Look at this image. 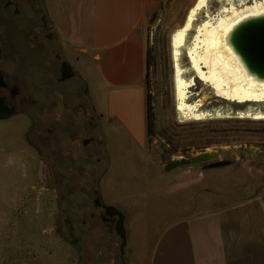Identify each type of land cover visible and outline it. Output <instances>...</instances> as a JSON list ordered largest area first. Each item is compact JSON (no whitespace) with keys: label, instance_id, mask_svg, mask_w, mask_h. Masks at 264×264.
<instances>
[{"label":"rangeland","instance_id":"374dc122","mask_svg":"<svg viewBox=\"0 0 264 264\" xmlns=\"http://www.w3.org/2000/svg\"><path fill=\"white\" fill-rule=\"evenodd\" d=\"M146 1L151 8L143 30L149 53L145 86L151 107L152 131L147 134L150 151L159 158L162 167L179 157L188 158L208 151H217L220 158L228 163L210 168L209 164L213 163L210 162L166 172L171 176L184 173L185 180L178 181L182 184L201 175H205L201 184L217 189H230L237 181L241 184L252 180L264 183V121L192 123L175 110L170 36L181 26L196 0ZM250 2L210 0L207 12L214 16L223 7L231 4L239 7ZM203 20L205 10L197 16L196 24ZM11 63L6 61L3 65L20 77L26 67ZM76 78L63 85L70 90L84 86L86 91L85 100L79 97L70 103L73 117L68 109L63 108L62 102H56L59 99L56 95L43 91L34 96L40 103L50 100L57 103L53 108L45 103L43 108H52L50 113L44 112L45 120L55 118H52L54 114L61 117L58 135L60 154L51 155L30 145L27 139L30 126L24 133L22 126L23 121L26 125H30V121L24 115H19L22 122L15 118L0 120V264H118L121 239L110 226L97 218L98 210L93 205L94 191L100 187L98 180L104 175L102 191L107 203L122 200L130 204L140 198L136 197L140 193L145 197L167 184V178L149 179L159 175L158 166H146L142 156L137 154L140 153L137 147L123 141V134H113L117 142L113 144V151L108 149L104 136V128L108 127L104 126L103 120L100 119L94 130L81 131L76 127L84 120L88 121L82 113L83 108L90 106L87 86L78 75ZM198 90L201 91V88L197 84L192 91ZM211 97L203 110L213 112L214 107H209L214 104ZM219 107L223 108V112L239 111L231 103L216 105V108ZM68 122H72L75 129L72 136L62 133V127ZM42 135L46 134L43 132ZM90 135L95 140L84 147L81 142ZM111 155L117 158V164L112 169ZM58 157L62 158L61 162ZM123 159L128 163L131 159V166H122ZM115 169H118L117 173L112 172ZM146 169L148 174L144 175ZM166 174L163 176L167 177ZM197 190L193 187V194ZM124 211L128 218L125 222L127 239L124 251L131 250L140 255L144 228L152 225L155 214L151 213L150 224L146 225L144 219L136 217L134 209L126 207ZM92 213L94 217H91Z\"/></svg>","mask_w":264,"mask_h":264},{"label":"crops","instance_id":"0c3cea01","mask_svg":"<svg viewBox=\"0 0 264 264\" xmlns=\"http://www.w3.org/2000/svg\"><path fill=\"white\" fill-rule=\"evenodd\" d=\"M42 4L62 58L85 83L91 106L108 127L104 128L108 149L117 142L113 134H123V141L137 147L146 166H158L159 175L149 179L167 178L166 185L145 197L140 193L130 204L107 203L104 175L98 180L101 200L124 215V228L126 207L146 225L155 214L152 225L144 228L141 254L124 251L125 263L264 264V183L237 181L228 190L217 189L201 184L205 181L201 175L182 184L178 181L185 180V174L167 175L149 149L143 35L151 13L147 1L42 0ZM12 118L23 120L19 115ZM24 122L23 133L30 126ZM123 160L122 166H131V159ZM110 161L112 169L117 158L111 155ZM193 187L198 188L196 194Z\"/></svg>","mask_w":264,"mask_h":264},{"label":"flooded vegetation","instance_id":"af4514ba","mask_svg":"<svg viewBox=\"0 0 264 264\" xmlns=\"http://www.w3.org/2000/svg\"><path fill=\"white\" fill-rule=\"evenodd\" d=\"M6 61H11L14 66L26 67L22 69V77L9 72L3 65ZM67 69L72 68L61 56L58 39L50 29L42 0H0V99L4 100V105L9 111L13 110L9 117L0 112V118L5 117L0 120L17 115L27 117L30 121L27 133L30 145L51 155L60 154L58 135L62 120L59 115L54 114L52 118H55L47 121L44 119V112L50 113V109L55 107L53 105L60 101L63 108L68 109L73 117L70 103L79 97L85 100L87 96L84 86L74 90L63 87L69 80H77L76 73L72 71L70 78L61 81L62 72ZM43 91L56 95L59 98L57 103L51 100L38 102L34 97L35 93ZM45 103L52 105V108L48 106L45 110ZM89 105L86 109L83 108L82 113V117L88 121L84 120L80 126H76L81 131L96 129L100 121V117L96 115L91 104ZM47 125L48 128L45 129ZM43 132L46 135H42ZM74 132L72 122L62 127V133L72 136ZM94 140L90 135L81 143L85 147ZM57 160L61 162L62 158L58 157ZM94 195L93 205L98 210L97 218L114 230L117 217L107 214V205L102 202L97 191H94ZM91 217H94L93 213ZM118 261V264L125 262L124 256H120Z\"/></svg>","mask_w":264,"mask_h":264},{"label":"bare ground","instance_id":"6f19581e","mask_svg":"<svg viewBox=\"0 0 264 264\" xmlns=\"http://www.w3.org/2000/svg\"><path fill=\"white\" fill-rule=\"evenodd\" d=\"M209 2L196 0L170 36L175 110L192 123L264 121V79L248 72L229 42L240 23L264 16V0H251L239 7L231 4L214 16L207 12ZM204 10L205 20L196 24ZM197 84L201 91L193 93ZM209 96L214 100L209 105L213 112L203 110ZM224 103L239 111L228 113L216 108Z\"/></svg>","mask_w":264,"mask_h":264},{"label":"water","instance_id":"95a60500","mask_svg":"<svg viewBox=\"0 0 264 264\" xmlns=\"http://www.w3.org/2000/svg\"><path fill=\"white\" fill-rule=\"evenodd\" d=\"M230 45L235 53L240 57L248 72L259 79H264V16L249 19L240 23L230 34ZM72 69L62 72L61 81L72 76ZM0 112L10 116L13 110L9 111L4 105V100L0 99ZM1 117L0 119H4ZM87 144V141L85 142ZM213 162V163H210ZM205 163H210V168L226 166L228 163L223 161L217 151H208L191 155L190 157H179L175 161L164 165L163 170L169 172L182 167H192ZM109 216H116L114 231L121 239L120 256H124L126 244V232L124 228V215L115 207L106 206ZM122 264H126L123 262Z\"/></svg>","mask_w":264,"mask_h":264},{"label":"trees","instance_id":"16d2710c","mask_svg":"<svg viewBox=\"0 0 264 264\" xmlns=\"http://www.w3.org/2000/svg\"><path fill=\"white\" fill-rule=\"evenodd\" d=\"M147 70L149 67V53L147 51ZM147 75V71H146ZM145 75V76H146ZM152 129V121H151V107H150V102L147 96V134L150 135V130ZM152 131V130H151Z\"/></svg>","mask_w":264,"mask_h":264}]
</instances>
